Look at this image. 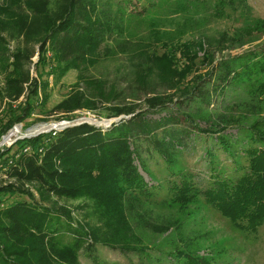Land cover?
<instances>
[{"label":"trees","instance_id":"16d2710c","mask_svg":"<svg viewBox=\"0 0 264 264\" xmlns=\"http://www.w3.org/2000/svg\"><path fill=\"white\" fill-rule=\"evenodd\" d=\"M126 2L128 0H3L0 3V108L3 106L0 136L14 123L30 116L36 105L44 104L50 75L57 81L70 68L93 63L99 54L96 52L99 42L106 33L119 27L121 21L118 12L109 9L110 4H117L119 11ZM252 27L264 30V19ZM242 31L230 35L224 32L221 37L240 40ZM10 41L12 49L8 45ZM164 46L166 50L156 56L164 61L156 76L175 87L174 92L147 95L142 104L136 101L102 104L109 100L104 94L94 96V81L81 75L84 87L74 86L49 109L56 118L71 119L75 109L99 107L105 110L107 117L132 115L113 121L107 128L81 122L65 126L55 134L43 131L0 147V264H78V251L95 244H106L125 252L148 250L149 247L138 245L140 237L133 233L126 213V203L132 205L151 196L152 183L139 169L140 164L147 172L134 139L140 131L149 136L162 130V137L154 135V145L161 150L169 166L174 164L171 171L181 176L179 181L170 180L168 200L180 204L194 201L198 189L191 174L183 171L176 160L179 146L185 144L179 132H187L180 126L181 117L198 131L215 134L227 153L246 155V163L236 162L237 175H213L211 184L203 190L204 200L241 230L255 232L264 224V42L244 52L219 57L215 63L211 60L207 72L192 77V85L182 87L177 82L190 70L191 53L196 47L201 48L202 43L184 42L174 48ZM36 51L39 57L34 76L29 65ZM178 64L182 65L180 70L173 66ZM238 91L258 95L256 103L242 100L237 103L239 106L249 104L258 113V105L262 104V111L243 120L225 117L227 112L218 120L201 115L202 108L225 103L224 97ZM21 96L25 99L19 100ZM184 102H195V110H185ZM17 106L21 109L15 113L12 109ZM158 109L164 113L158 117L148 116V111ZM4 113L8 114L6 120L1 118ZM201 119L208 126L201 127L198 124ZM234 124L241 129L237 138L227 131ZM237 139L241 141L238 146ZM14 193L26 194L29 199L22 197L2 203V196ZM82 195L93 198L98 204L102 226H83L72 221L64 225L57 214L70 218L68 211L49 204L53 196L76 198ZM65 231L71 234L70 241L63 242L60 238ZM168 254L185 264H212L207 255L185 246L157 251V257Z\"/></svg>","mask_w":264,"mask_h":264},{"label":"rangeland","instance_id":"374dc122","mask_svg":"<svg viewBox=\"0 0 264 264\" xmlns=\"http://www.w3.org/2000/svg\"><path fill=\"white\" fill-rule=\"evenodd\" d=\"M2 2L3 0H0V3ZM116 5L111 3L109 9L118 12L121 19L119 27H114L99 42L96 49L99 54L93 63L70 68L57 81L50 75L44 104L36 105L30 116L14 123L2 134L0 147L10 145L16 139L26 137V134L35 133L39 129H48L52 123L61 120L90 119L88 121L101 123L100 126L103 127V124L114 119L116 116L107 117L105 110H101L102 107L93 110L75 109L71 112V119H58L55 113L49 112L53 104L66 96L74 86L84 87L81 75L94 81V96L104 94L109 100L102 104H117L123 101L142 104L147 95L172 93L176 90L168 82L158 80L156 76L158 67L162 68L164 64L163 60L157 59L166 50L164 45L174 48L184 42L202 43L201 48L196 47L191 53L193 60L190 70L177 82V85L182 87L192 85V77L207 72L211 67V60L215 63L219 57L235 55L264 42V30L252 27L264 19V0H128L119 11ZM250 27L251 30L247 32ZM238 31H242L240 40L232 36L221 37L224 32L230 35ZM8 45L12 49L13 42H8ZM38 57L36 51L29 65L34 76L37 75ZM173 66L178 70L182 68L181 64ZM1 81L0 74V84ZM257 97L258 95L245 91L234 92L224 97L225 103L211 104L208 108H202L200 113L204 118L214 120L223 117L226 112L225 117L229 118H253L262 111V104L258 105L259 110L256 113V109L249 104L239 106L237 103L242 100H247L246 103H256ZM23 99V96L19 98ZM183 105L185 110H195V102H184ZM2 107L0 114L3 113ZM20 109L21 107L17 106L13 107L12 111L18 113ZM163 113L162 109L150 110L148 116L158 117ZM7 115L4 113L1 118L6 120ZM181 119L180 126L187 130V134L179 132L185 144L179 146L176 160L183 171L191 174L198 189L197 199L186 204L168 200L171 194L170 180L179 181L181 176L174 174V170L171 171V167H175L174 164L169 166L161 150L154 145V135L162 137L164 133L159 129L155 134L148 136L140 131L134 139V145L143 157L147 172L138 161L136 163L139 164L145 179L152 183L149 188L151 196L145 201L133 202L132 205L126 203V213L133 233L140 237L138 245L149 249L140 253L125 252L106 244H95L90 249L82 247L78 251V264H136L139 261L145 264H185L169 254L157 257L158 249L166 252L174 246H185L207 255L212 264H264V224L255 232L241 230L206 202L203 194V190L211 184L216 173L237 175L236 162L246 163V155L233 156L227 153L216 140L215 134L198 131L196 126L184 117ZM48 124V127L39 128ZM198 124L201 127L208 126L203 119L199 120ZM235 125L227 131L233 132V136L237 138L241 129ZM7 135H10L9 139L4 140ZM240 143L239 140L236 146ZM206 149H209V152ZM22 197L28 198L22 193L7 194L2 196V203L6 204ZM52 198L53 202L49 204L68 211L70 215L69 218L65 214H57L60 215L62 224L72 221L83 226L103 225L97 211L99 206L93 198L86 195L76 198ZM60 238L63 242L70 241L71 234L61 232Z\"/></svg>","mask_w":264,"mask_h":264},{"label":"water","instance_id":"95a60500","mask_svg":"<svg viewBox=\"0 0 264 264\" xmlns=\"http://www.w3.org/2000/svg\"><path fill=\"white\" fill-rule=\"evenodd\" d=\"M130 115H132V114H129V115H125V114L118 115L114 119L109 120L108 123L103 124V128H107L108 126H110V124L113 121H118L121 118H123V117H129ZM81 122H89L91 124L101 125V123H96V122L88 121L86 119H79V120L73 119V120H68L67 123L65 125H63V127L68 126V125L78 124V123H81ZM43 131H48V129H39L35 133L26 134L25 136H32V135L38 134V133L43 132Z\"/></svg>","mask_w":264,"mask_h":264},{"label":"built area","instance_id":"2783aa9c","mask_svg":"<svg viewBox=\"0 0 264 264\" xmlns=\"http://www.w3.org/2000/svg\"><path fill=\"white\" fill-rule=\"evenodd\" d=\"M67 123V121H58L56 122L54 125L50 126L48 128V131L50 130L52 132V134H55L57 130H60L63 128V125H65Z\"/></svg>","mask_w":264,"mask_h":264},{"label":"bare ground","instance_id":"6f19581e","mask_svg":"<svg viewBox=\"0 0 264 264\" xmlns=\"http://www.w3.org/2000/svg\"><path fill=\"white\" fill-rule=\"evenodd\" d=\"M88 120H90V119H88ZM93 122V121H92ZM50 124H48V125H43V126H39V128L40 127H48ZM52 125H54L53 123H52ZM35 128H37V126L35 127ZM34 129V128H33ZM35 130V129H34ZM14 131V130H13ZM13 133V132H12ZM9 137H10V135H7L5 138H4V140H8L9 139Z\"/></svg>","mask_w":264,"mask_h":264}]
</instances>
